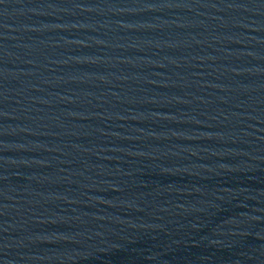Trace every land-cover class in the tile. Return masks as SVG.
<instances>
[{
	"label": "water",
	"instance_id": "obj_1",
	"mask_svg": "<svg viewBox=\"0 0 264 264\" xmlns=\"http://www.w3.org/2000/svg\"><path fill=\"white\" fill-rule=\"evenodd\" d=\"M0 264H264V0H0Z\"/></svg>",
	"mask_w": 264,
	"mask_h": 264
}]
</instances>
